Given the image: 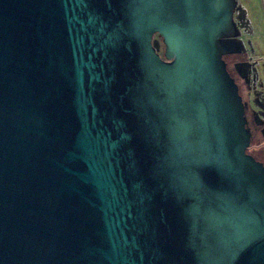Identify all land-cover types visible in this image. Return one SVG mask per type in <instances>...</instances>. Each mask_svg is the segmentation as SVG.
<instances>
[{"label":"water","instance_id":"1","mask_svg":"<svg viewBox=\"0 0 264 264\" xmlns=\"http://www.w3.org/2000/svg\"><path fill=\"white\" fill-rule=\"evenodd\" d=\"M235 8L0 0V264H264Z\"/></svg>","mask_w":264,"mask_h":264},{"label":"rangeland","instance_id":"2","mask_svg":"<svg viewBox=\"0 0 264 264\" xmlns=\"http://www.w3.org/2000/svg\"><path fill=\"white\" fill-rule=\"evenodd\" d=\"M236 8L233 12V22L239 31L238 39L243 42L242 53L235 52L229 59V70L240 81L235 70V64L247 60L253 64L251 88L243 91L244 98H252L257 94L264 103V21L260 14L258 0H235ZM259 34V35H257ZM158 40V39H157ZM162 48V47H161ZM162 52V49H160ZM162 54V53H161ZM163 56V54H162ZM249 90L252 96H249ZM264 109V106H263Z\"/></svg>","mask_w":264,"mask_h":264},{"label":"flooded vegetation","instance_id":"3","mask_svg":"<svg viewBox=\"0 0 264 264\" xmlns=\"http://www.w3.org/2000/svg\"><path fill=\"white\" fill-rule=\"evenodd\" d=\"M237 33L238 34L234 35L233 37L226 39L232 40L235 43V45L237 46L235 52L242 53L244 50V45L243 42L238 39L239 31ZM154 39H158L160 49H162V52H160L159 50V55L161 56V58H164V45L162 39L158 35H155ZM235 52L225 54L223 56V59L226 63L231 77H233L235 83L238 86V92L244 105L246 128L248 129L250 135V143L246 149V152L264 166V103H262L261 99L258 98L257 94L253 97V99H256L255 103L252 102V98L248 99V101L244 98L243 91L247 92V89L251 88L253 64L247 60H241L235 64V70L238 73V77L240 78V81L237 82V78L229 70V61L227 60ZM161 53L163 54V56ZM239 63L245 64V67L243 66L239 69L236 68V65ZM249 94V96H252L250 90Z\"/></svg>","mask_w":264,"mask_h":264},{"label":"crops","instance_id":"4","mask_svg":"<svg viewBox=\"0 0 264 264\" xmlns=\"http://www.w3.org/2000/svg\"><path fill=\"white\" fill-rule=\"evenodd\" d=\"M257 5L259 6L260 14L263 17V21H264V0H258ZM257 35H259V34H257Z\"/></svg>","mask_w":264,"mask_h":264}]
</instances>
